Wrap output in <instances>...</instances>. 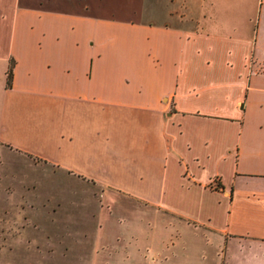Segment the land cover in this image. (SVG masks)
Returning <instances> with one entry per match:
<instances>
[{
	"label": "crops",
	"instance_id": "1",
	"mask_svg": "<svg viewBox=\"0 0 264 264\" xmlns=\"http://www.w3.org/2000/svg\"><path fill=\"white\" fill-rule=\"evenodd\" d=\"M120 203L264 264V0H0V248Z\"/></svg>",
	"mask_w": 264,
	"mask_h": 264
},
{
	"label": "rangeland",
	"instance_id": "2",
	"mask_svg": "<svg viewBox=\"0 0 264 264\" xmlns=\"http://www.w3.org/2000/svg\"><path fill=\"white\" fill-rule=\"evenodd\" d=\"M106 208L96 215V220L76 218V234L61 236L70 248L54 263L212 264L208 249L190 247L184 243V233L165 226L164 220L156 219L148 209L121 203ZM10 254L1 247L0 264H10ZM50 255L45 264L53 263Z\"/></svg>",
	"mask_w": 264,
	"mask_h": 264
},
{
	"label": "trees",
	"instance_id": "3",
	"mask_svg": "<svg viewBox=\"0 0 264 264\" xmlns=\"http://www.w3.org/2000/svg\"><path fill=\"white\" fill-rule=\"evenodd\" d=\"M11 77V68H9L8 72H7V82H9Z\"/></svg>",
	"mask_w": 264,
	"mask_h": 264
}]
</instances>
